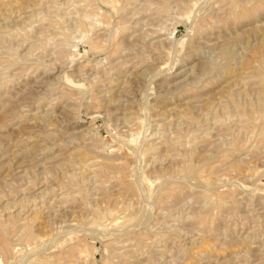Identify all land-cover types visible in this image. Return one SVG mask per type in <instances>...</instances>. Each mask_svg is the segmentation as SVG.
Here are the masks:
<instances>
[{
    "label": "rangeland",
    "instance_id": "1",
    "mask_svg": "<svg viewBox=\"0 0 264 264\" xmlns=\"http://www.w3.org/2000/svg\"><path fill=\"white\" fill-rule=\"evenodd\" d=\"M0 264H264V0H0Z\"/></svg>",
    "mask_w": 264,
    "mask_h": 264
},
{
    "label": "bare ground",
    "instance_id": "2",
    "mask_svg": "<svg viewBox=\"0 0 264 264\" xmlns=\"http://www.w3.org/2000/svg\"><path fill=\"white\" fill-rule=\"evenodd\" d=\"M184 126V125H183ZM165 186V185H164ZM146 212V211H145ZM145 219V218H144ZM137 224V223H136Z\"/></svg>",
    "mask_w": 264,
    "mask_h": 264
}]
</instances>
